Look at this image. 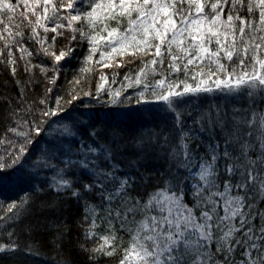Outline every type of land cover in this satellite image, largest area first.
Returning a JSON list of instances; mask_svg holds the SVG:
<instances>
[{
	"label": "snow or ice",
	"instance_id": "6c2138e0",
	"mask_svg": "<svg viewBox=\"0 0 264 264\" xmlns=\"http://www.w3.org/2000/svg\"><path fill=\"white\" fill-rule=\"evenodd\" d=\"M17 14L31 25L38 53L52 57L51 68L31 65L33 53L15 39L24 33L12 31ZM0 15L8 21H0V41L13 74L22 60L26 72H51L55 85L77 32L89 44L88 63L97 52L101 67L114 62L120 68L117 57L125 55L141 59L115 89L118 73L112 84L100 77L96 92L107 93L108 133L91 115L68 117L61 97L39 120L23 104L11 113V135L0 137V186L28 187L18 200L0 202V255L35 254L38 242L22 241L13 225L37 196L54 191L78 203L99 200L82 205L86 234L99 240L93 258L119 253V264H264V0H68L59 6L0 0ZM57 18L67 26L49 28L46 22ZM65 27L73 33L68 45L59 54L49 51L53 45L37 29L55 33L54 44ZM131 121L140 127L126 138L121 133ZM129 149L133 155L122 165ZM160 162L162 172L149 170ZM102 225L105 234L98 235ZM23 231L31 237L35 229ZM120 233L128 234L127 247Z\"/></svg>",
	"mask_w": 264,
	"mask_h": 264
},
{
	"label": "trees",
	"instance_id": "16d2710c",
	"mask_svg": "<svg viewBox=\"0 0 264 264\" xmlns=\"http://www.w3.org/2000/svg\"><path fill=\"white\" fill-rule=\"evenodd\" d=\"M15 3V0H12ZM68 0H56L57 6L61 3H67ZM23 9H21L22 11ZM67 10L60 9V15H66ZM75 14V13H74ZM33 22L35 18L33 17ZM0 21L8 22L6 17L0 15ZM13 25L12 31L23 32V36L15 37L29 49L33 55L29 58L32 66H42L51 68L52 57L45 56L43 52L38 53L40 45L31 39V25L22 22L19 14L11 21ZM49 28L55 26L56 23H63L67 26L66 20L57 18L55 21L46 22ZM76 28H80L81 24H75ZM86 29V26H84ZM3 29V23H0V31ZM41 38L46 40V45H53L49 51H59L65 49L68 41L73 35L67 27L60 29L63 33L57 36L53 44L52 36L55 33L49 31L45 33L43 29H37ZM77 39L72 41L71 47L74 49L70 59H64L60 62L59 78L55 85L49 83L51 72L45 74L40 67H33L31 71H25V62L18 60L16 72L13 74L10 70V65L7 63L8 56L4 50V41H0V137L11 135L7 133V128L14 126L11 113L21 104L31 113L29 118L35 120L40 119V113L47 106H55L57 97L63 98L64 106L68 109L67 116L71 118L80 117L86 119L89 115L97 118L100 123L96 125L97 129L108 133L111 129L106 126L107 114L110 105L106 103L107 93L97 94V85L101 83L100 77L104 75L108 77V83L112 84V74L118 73L116 83L112 84L115 89L120 86V81L128 72H135L141 66L139 57L125 55L122 59L123 66L120 68L101 67L95 62L100 59V53L97 52L92 57L90 63L86 62V57L89 56V46L86 40H80L79 33L76 34ZM16 57L20 56L19 52L15 53ZM95 58V60L93 59ZM98 58V59H96ZM108 63V61H105ZM90 69L84 71L83 69ZM79 81V83H77ZM53 88L51 93L47 89ZM131 89L127 90L131 94ZM90 93L91 95H84ZM73 95L79 98L71 105L67 101L72 99ZM47 99V104L42 105L41 100ZM84 115L81 116L80 114ZM63 115V114H62ZM55 119V118H53ZM62 123L71 125V119H65ZM140 125L137 121H131L121 133L122 136L128 138L134 136ZM147 127H152L148 125ZM133 155L132 150L125 152L124 156L120 157L121 163L126 162L127 158ZM158 169L164 170L162 162L155 165H150L149 170ZM143 170V169H142ZM28 185L13 187V190H8L0 195V202L5 206L14 200H18L21 195V188H27ZM140 191H144L140 189ZM147 191H152L151 184ZM93 205L99 204L96 197H89L88 201L77 202L75 199H70V193L57 195L54 191H46L43 195L36 197L35 202L30 205V210L24 215L19 223L13 225L16 232L20 235L22 241L33 240L38 242V247L33 245L34 255H25L23 252L15 254L5 253L0 255V264H119L120 255L101 256L96 255L93 258L92 249L99 243L98 238H89L86 234L89 224L84 221V203ZM103 212L102 209L97 210L99 216ZM97 223H100L98 220ZM31 225L35 231L29 237L23 230L26 226ZM103 225L98 229V235H104ZM118 227V225H117ZM123 240L120 242L123 247H127V233H120Z\"/></svg>",
	"mask_w": 264,
	"mask_h": 264
},
{
	"label": "rangeland",
	"instance_id": "374dc122",
	"mask_svg": "<svg viewBox=\"0 0 264 264\" xmlns=\"http://www.w3.org/2000/svg\"><path fill=\"white\" fill-rule=\"evenodd\" d=\"M72 14H74V12ZM87 44H88V42H87ZM88 46H89V44H88ZM93 59L95 60V58H93ZM96 59H98V58H96ZM6 189L8 190L7 192H9L10 190H13L14 188L12 186H8V185L0 186V195H2L1 193H4L6 191Z\"/></svg>",
	"mask_w": 264,
	"mask_h": 264
}]
</instances>
